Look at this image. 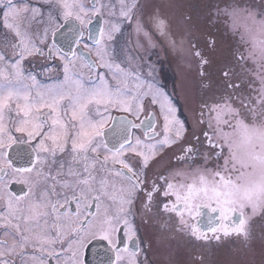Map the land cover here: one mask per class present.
Masks as SVG:
<instances>
[{"label": "snow or ice", "instance_id": "snow-or-ice-1", "mask_svg": "<svg viewBox=\"0 0 264 264\" xmlns=\"http://www.w3.org/2000/svg\"><path fill=\"white\" fill-rule=\"evenodd\" d=\"M179 240L264 264V0H0V264H183Z\"/></svg>", "mask_w": 264, "mask_h": 264}, {"label": "flooded vegetation", "instance_id": "flooded-vegetation-1", "mask_svg": "<svg viewBox=\"0 0 264 264\" xmlns=\"http://www.w3.org/2000/svg\"><path fill=\"white\" fill-rule=\"evenodd\" d=\"M206 27L208 28V32L212 33L213 37H215L214 35H216V34H219V35L221 34L224 36V38H226L223 41L217 40L215 38L217 40L218 47H220V44L224 43V41L227 40V42L231 45V49H232L231 52L232 53H233V51H235L238 48L240 50H243L242 46L238 43L239 37L236 36L234 38L230 32H227L223 21L219 22L216 25V27H212V26H206ZM206 31H207V29H206ZM206 31H204V32H206ZM204 38L205 37H203V36L201 37V39H202L201 43H203ZM208 38L210 39L211 37H208ZM155 53H156L155 55L150 56V59L155 62L157 79L169 92H171L173 86L175 85V83L178 79V75H179V73L176 72V68H175L174 62H173L174 54L171 52L166 53L164 50H162L159 47L155 50ZM224 57L226 58V56H224ZM231 58H233V59H231V62L233 61V65L228 67V68L235 70V72H237V73H240L241 72L240 65L237 63V61L233 57V55ZM226 60H227V58H226ZM215 75H216V73H215ZM175 102L177 103V105L180 108L181 117L186 119V120L189 119V113L184 108L182 99L177 97ZM22 188H23V185L16 184V183H13L10 186V189L16 193H20ZM94 246H95V244L90 245L89 248L85 250L86 264H90V262L93 259L92 247H94ZM201 252L205 256L206 264H207V261H210V260L222 262V259L228 258L227 257V250H224V249H221V250L200 249V248L194 247L192 244H190L184 240H179V241L174 243L171 258L174 260H180L183 262V264H191L192 254H199ZM148 255H149V259L152 260L154 262V264H158V262L160 260L167 259L166 256H163L161 254H156L152 251H149ZM254 257H256V254L254 255Z\"/></svg>", "mask_w": 264, "mask_h": 264}, {"label": "rangeland", "instance_id": "rangeland-1", "mask_svg": "<svg viewBox=\"0 0 264 264\" xmlns=\"http://www.w3.org/2000/svg\"><path fill=\"white\" fill-rule=\"evenodd\" d=\"M206 29H207V31H206ZM202 30L208 32V28L206 26H202ZM214 36L217 40L223 41L224 39H226L221 34L220 35L216 34ZM233 37L235 38L236 36H233ZM201 42H202V39H201ZM217 49H218L217 51L219 52V53L217 52V60H218L217 68L225 67V66L226 67L232 66L233 65V61L231 62V59H233V58H231L232 57V52H231L232 49H231V45L227 42V40L224 41V43L220 44V47H218V45H217ZM224 56H226L227 60ZM173 62H174V66L176 68V72L180 73L183 70V65L181 64L180 58L177 57L175 54L173 56ZM216 78L220 79L219 71L216 72ZM255 254H256V257H253V259H255L257 264H259V260H260L259 245H257ZM225 259H227V258H225ZM225 259H222V261H224Z\"/></svg>", "mask_w": 264, "mask_h": 264}]
</instances>
